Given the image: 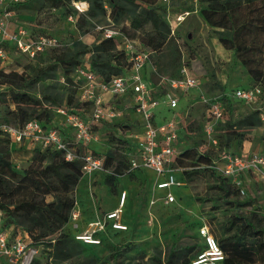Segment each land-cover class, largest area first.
<instances>
[{"label":"rangeland","instance_id":"374dc122","mask_svg":"<svg viewBox=\"0 0 264 264\" xmlns=\"http://www.w3.org/2000/svg\"><path fill=\"white\" fill-rule=\"evenodd\" d=\"M66 1L61 0L59 7H53L51 0H31L29 3L11 7L14 13L13 19L9 22L11 29L23 28L31 36H51L58 41L57 47L46 51L39 61L47 62L52 54L59 56L72 53L75 42H81L90 48L102 38V32H105H99L97 28L103 30L110 28L120 32L122 37H119V40L125 37L131 41L135 50L149 52L144 68L146 75L156 84L176 70L172 65L178 57V66L184 64L187 67L191 75L198 80V85L207 97L223 96V94L231 96L235 89L254 87L259 82L264 85V27H255L248 31L239 30L250 16L264 15L262 2L255 3L258 9L256 11H250L243 6L229 13L227 21L231 23L229 25L232 23L235 25V31L232 33L209 24L199 13L204 8L200 2L194 6L190 0H174L172 1L174 10L179 8L193 13L177 27L174 37L169 38L160 49L152 51L146 45L152 35L150 25L144 26L142 30H134L127 19L114 24L111 19L104 16L89 20V24L80 31L78 19L83 14H79L72 7V3ZM151 3L153 4L154 1L152 0ZM221 37L233 42V47L229 48V43H226L228 47L224 45L220 41ZM9 49V62L3 69L8 73L16 72L28 76L25 68L37 63L36 57L30 59ZM56 80L59 84V92L73 94L76 97L72 88L62 83L59 74ZM49 83L38 84L31 92L39 96L40 91ZM197 93L195 88L188 94L177 93L178 108L171 112L160 106L159 117L166 120L171 119L173 115L180 120L183 117L186 132L184 139L178 143L179 151L185 148L196 149L199 153L216 158L221 151L219 140L217 147L210 148L204 139L200 127L206 120V108L197 98ZM111 102L119 115L111 122H102L99 127H93L92 134L97 140L87 146H80L76 151L78 156H82L87 151L96 153V156L102 158L108 151L119 155H124L125 152L135 153L137 139H134V135L140 129V116L135 113L129 97L113 99ZM13 108L10 102L0 103V130L3 126H16L8 114ZM254 111L259 113L261 125L253 129L240 146L236 142H231L229 145L231 150L239 155H243L244 151H250L251 154L264 156V98L250 104L231 98L227 117L217 125L219 136L220 128L226 121L244 118ZM53 116L55 119L53 125L68 141H71L72 138H69L70 135L66 136V131L70 134L72 129L65 116L55 112ZM124 126H129L130 129L126 130ZM15 148L21 150L22 147ZM184 166L182 176L178 172L174 173L175 180L181 181L183 185L171 190L175 202L167 206L158 198L154 206H149V199L152 197L149 189L152 184L151 179L154 177L151 171L129 170L118 178L116 194H113L106 185L105 178L108 171L104 168L84 174L72 191L75 201L72 212L77 213V219L74 222L70 221L62 231L71 238L83 234L91 222L102 219L106 213L118 208L123 193H125V202L122 207V221L127 225L128 230L117 232L108 227L105 233L106 241L102 246L94 245L86 248L85 258L101 259L96 264H148L156 251H160L164 259L173 246L185 248L192 255L197 247L202 245L198 237L201 226H207L219 242L220 236L225 239L238 234L239 222L234 226L231 225L234 217H242L257 229H264V177L259 174L244 176L242 178L244 195L238 192L225 198L213 189L215 182L223 183L221 178L218 179L202 168L194 169L190 162ZM13 169L14 172H22L16 167ZM3 170L4 168L0 166V173ZM160 192L165 193L164 190ZM30 198V191H25L15 200L19 202ZM47 200L50 201L51 198L48 197ZM239 204L246 205L239 206ZM21 237L27 245L26 253L32 256V260H37L38 263L35 264H52L43 244H30L29 239ZM246 242L248 246H252L250 247L252 252L249 250L250 252L243 255L236 254L238 264H264V255L253 253L255 241L247 239ZM113 254H117V258H113ZM0 264L11 263L0 258Z\"/></svg>","mask_w":264,"mask_h":264},{"label":"trees","instance_id":"16d2710c","mask_svg":"<svg viewBox=\"0 0 264 264\" xmlns=\"http://www.w3.org/2000/svg\"><path fill=\"white\" fill-rule=\"evenodd\" d=\"M51 1L53 7H59L61 3V0ZM72 1L85 2L88 5L87 11L78 19L80 31H83V28L89 24V20L107 16L114 24L129 20L130 26L134 30H142L144 26L150 25L152 35L148 38L146 45L152 51L160 49L169 38L174 37L171 36L169 25L164 19L165 7L159 5L157 0H153L154 5L151 3L152 0H67L66 2L72 3ZM199 2L204 5L199 13L209 24L234 33L235 25L233 23L229 25L231 23L227 21L229 13L243 6L250 11H256L258 9L255 3H264V0H198ZM231 18H233L232 15ZM255 27H264V15L250 16V19L243 23L239 30L248 31ZM220 41L224 45L229 43V48L233 47V42L226 38L221 37ZM72 49H74L72 53L68 52L65 55L52 54L47 62L39 61L43 54L37 56V63L25 68L28 76L16 72L0 71V103L10 102L14 106L13 110L8 111L13 124L16 125L12 127H21L31 120L38 121L44 128L53 126L55 120L53 113L58 114L57 111L60 109L67 114L78 115L87 121L93 104L79 102V82L75 80L74 76L76 69L87 55L92 72L103 83H109L113 78L123 76L130 66L128 54L120 50L113 39L101 38L90 48L81 42H75ZM178 64L179 58L176 57L175 63L172 65V68H176V70L169 77L177 76L181 67V64L179 66ZM57 74L61 76L63 84L72 88L76 97L73 94L59 92ZM146 78L154 83L150 77ZM46 82L50 83L40 91L39 96L31 92L36 85ZM257 85L264 89L261 82ZM230 99L226 96L223 97L226 103V117ZM260 125L261 121L257 111L235 121H226L220 128L221 134L219 136L217 134L219 147L221 150H231L229 146L231 142H236L240 146L247 140L250 132ZM124 127L126 130L130 129L129 126ZM185 129L184 124L179 130V142L184 139ZM200 129L202 131V125ZM11 147V141L0 130V166L4 168L0 173L2 229L12 227L13 235H16L17 232L25 233L30 244H43L52 264H96L101 260L100 258H85L86 248L94 245L83 244L62 231V228L70 222V215L75 206L72 191L83 177V161L80 159L66 161L63 152L53 148L34 149L36 156L33 161L25 170L17 173L14 172L12 164L8 161ZM92 155L94 158L103 160V168L108 171L105 178L106 185L113 194H116L118 178L130 170L129 154L125 152L124 155H119L116 152L108 151L103 158L96 156V153H92ZM214 158L199 153L196 149L185 148L179 151L176 157V166L181 169L180 175L182 176V168L190 162L194 169L202 168L217 176L218 179H222L223 183L215 182L213 186V189L222 197L228 198L232 194H238L239 190L229 178L222 177L209 168ZM25 191H30L31 198L17 202L15 199ZM48 197L51 198L50 201L47 200ZM244 205L246 204H239V206ZM234 220L231 225L234 226L236 222H239L238 234L225 239L220 236L219 242L215 238L224 252V259L220 264H238L236 254L243 255L251 250L252 246L247 245V239L255 241L253 253L258 252L264 255V229H257L242 217H234ZM106 237L103 234L100 235L101 244L95 246H102ZM202 249L203 246L199 245L191 255L189 250L173 246L164 259L161 252L156 251L149 259L148 264H190ZM117 256V254H113L112 257L117 258ZM35 263H38L37 260L32 261V264Z\"/></svg>","mask_w":264,"mask_h":264},{"label":"built area","instance_id":"2783aa9c","mask_svg":"<svg viewBox=\"0 0 264 264\" xmlns=\"http://www.w3.org/2000/svg\"><path fill=\"white\" fill-rule=\"evenodd\" d=\"M28 0H0V71L8 73L3 69L9 62V51L15 52L34 59L50 49L57 47L58 41L51 36H31L25 29H11L10 20L13 18L11 7L27 2ZM174 0H157L159 5L165 7L164 19L169 25L171 36L175 35L179 27L193 12L190 10L176 9L172 6ZM198 0H190V3L197 6ZM72 6L79 14L87 11L88 5L85 2H74ZM196 13V11L194 12ZM71 19V18H70ZM102 39H113L120 50L128 54L130 66L123 76L113 78L109 83L98 80L88 63V55L75 71V80L79 82L78 100L81 103H92L93 108L89 119L85 121L78 115L67 114L64 110L57 111L67 119L72 129L71 141H66L65 135L55 126L44 128L38 121L31 120L21 127L3 126L2 132L11 141L12 146H27L34 149L44 150L53 148L64 154L66 161L80 159L83 161L82 172L89 174L103 169V160L94 158L92 153L87 151L82 156L77 155L80 146H87L97 138L92 134V127L100 123L111 122L119 115L115 109L113 99L129 97L136 114L140 116V136H134L135 153L129 154L130 171L148 170L154 177L151 179L149 206H154L158 199L163 205L173 204L175 198L171 190L180 187L181 181H176L174 173L180 174L181 169L176 166V157L179 154L177 149L179 143V130L184 125L181 117L176 115L162 123H155V112L160 106L168 111L174 112L178 108L179 98L177 93L188 94L193 88L197 90V98L205 106L206 120L202 124V133L210 148L218 146L216 128L218 123L225 120L226 103L223 97L233 98L246 104L255 103L264 96V89L260 85L247 89H235L231 96H208L198 85V80L191 75L187 67L182 64L177 76L167 77L159 84L152 83L145 77L144 67L149 57V52H139L134 49L131 41L122 37L115 29L103 30ZM105 96L111 99L106 101ZM71 134V135H72ZM243 155L232 150H221L212 164L211 170L218 175L229 178L234 186L244 195L243 177L251 174H259L264 177V156L251 154L244 151ZM164 190L163 194L160 192ZM125 193H123L118 208L105 214L89 224L87 230L75 236V240L86 245H100V235H105L107 228L117 232L128 230L127 225L122 221ZM2 212L0 211V258L8 260L11 264H32V256L27 254V245L22 237L28 239L25 233L17 232L13 235V228L2 229ZM77 219V213L71 212L70 221ZM199 239L203 249L191 260L190 264H218L224 259V252L219 247L217 240L210 229L203 225L198 230Z\"/></svg>","mask_w":264,"mask_h":264},{"label":"crops","instance_id":"0c3cea01","mask_svg":"<svg viewBox=\"0 0 264 264\" xmlns=\"http://www.w3.org/2000/svg\"><path fill=\"white\" fill-rule=\"evenodd\" d=\"M14 14V13H13ZM13 19V18H12ZM144 74L146 75V72H145V68H144ZM147 76V75H146ZM201 88V87H200ZM122 98V97H121ZM106 101H108L109 99H111L109 96H105L104 98ZM120 99V98H119ZM117 100V99H116ZM165 120V118L161 119L159 117V110H157L155 112V123L157 124H160L162 123V121ZM138 130V129H137ZM140 132L141 130L139 129V132L137 131V133H135L134 136H140ZM66 136L67 135H70L69 138L71 137L72 138V135H71V132L69 134L68 131H66ZM137 134V135H136ZM68 137V136H67ZM15 147L17 146H12V150H11V154H10V157L8 159V161L12 164L13 167H16V169H19L21 171L25 170L29 164L33 161V159L35 158L36 154L35 152L27 147V146H24L21 148V150H18L16 149ZM20 148V147H19ZM24 163V164H23Z\"/></svg>","mask_w":264,"mask_h":264}]
</instances>
